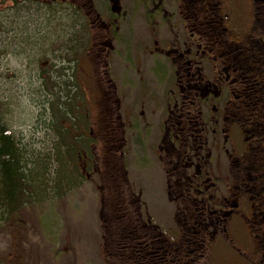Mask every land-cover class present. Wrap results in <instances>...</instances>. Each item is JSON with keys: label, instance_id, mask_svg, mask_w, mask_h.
I'll use <instances>...</instances> for the list:
<instances>
[{"label": "flooded vegetation", "instance_id": "af4514ba", "mask_svg": "<svg viewBox=\"0 0 264 264\" xmlns=\"http://www.w3.org/2000/svg\"><path fill=\"white\" fill-rule=\"evenodd\" d=\"M11 4L17 18L25 12L34 21L32 32L61 27L57 35L39 38L64 41L62 56L78 51L93 57L95 68L102 62L100 77L93 79L97 136L85 114L75 135L82 138L79 151L104 154L106 168L116 173L125 128L117 127L129 115V229L120 233L129 247H115L120 255L129 252V261L118 264H198L209 250L226 246L239 255L234 235L250 247L243 254L250 264H264V0ZM0 26L8 31L1 20ZM19 33L23 41L34 36L27 27ZM112 56L129 72V107L122 112L127 94L117 93L116 67L108 70ZM49 81L54 83L47 77L41 84ZM63 84L66 95L70 81ZM133 161L138 180L152 171L163 184L174 223L166 232L151 219L141 189H134ZM104 240L114 245L112 237Z\"/></svg>", "mask_w": 264, "mask_h": 264}, {"label": "rangeland", "instance_id": "374dc122", "mask_svg": "<svg viewBox=\"0 0 264 264\" xmlns=\"http://www.w3.org/2000/svg\"><path fill=\"white\" fill-rule=\"evenodd\" d=\"M11 2L6 0L3 5L5 14L0 13V20L8 30L2 33L0 29V117L22 145L29 159L27 166L35 167L31 169L33 177L38 171L44 183L48 184L49 188L45 190L49 194L44 195L37 190L32 201H28L29 198L26 202L17 201L15 212L0 208V259L6 258L0 264H16L13 258L23 259L20 264H118L129 261L128 255H120L116 245L111 242L103 244L107 242L103 241L107 236L123 239L119 236L125 230L123 225L129 226V115L126 111L120 118L122 126L117 127L125 128L119 143L122 148L117 151L122 150L123 154L114 155L116 173L111 165L106 168L104 154L83 153L76 149L78 154L73 160L67 153H62L65 146L61 148L59 145V135L62 142H67L69 137L80 134L83 125L80 123L85 120V114L92 124L93 135L97 136L98 127L94 121L99 118V108L95 109L93 79L95 73V77L99 76L102 62L98 59L99 66L95 68L94 58L79 56L78 51L62 56L64 41H47V37L57 35L56 30L61 27L43 26L32 32L30 28L34 21L25 12L17 18L14 10L10 9V6L13 8ZM23 27L29 29V34L33 33L31 41L20 38L19 30ZM44 34L47 37L39 38ZM110 61L108 70L114 72L113 66L116 67L117 93L127 94L119 107L122 112L129 107V72L118 64L114 65L115 56ZM64 67L68 71L62 76ZM48 74L55 77L54 83L49 81L48 86L42 85L41 79L49 77ZM66 79L70 81V88L65 95L67 86L64 87L63 81ZM78 139L82 142V138ZM132 164L131 176H135L136 162ZM45 166L47 168L43 170ZM69 177L75 185L67 190ZM62 178L64 182L58 196L53 194V186ZM135 182L134 189H141L142 200L151 219L166 232L167 227L174 223L169 213L171 205L164 197L163 184L152 171L139 180L136 178ZM26 192L29 195L32 191ZM99 209L102 210L101 217ZM117 210L126 216L121 224L118 223ZM103 224L107 225L106 231ZM234 238L241 248L237 250L239 255L230 247L222 248L223 251L215 247L200 262L197 261L198 264H235L234 261L250 264L248 257L243 256L244 252L249 253L250 247L236 235Z\"/></svg>", "mask_w": 264, "mask_h": 264}, {"label": "trees", "instance_id": "16d2710c", "mask_svg": "<svg viewBox=\"0 0 264 264\" xmlns=\"http://www.w3.org/2000/svg\"><path fill=\"white\" fill-rule=\"evenodd\" d=\"M48 76V78H55L50 74H48ZM63 109L65 110L66 116L65 106ZM71 121L73 120L71 119ZM62 143L65 144L64 152L62 153H67L68 157H72L74 160L76 154H78V152L76 151L77 145H81L82 142L79 141V139L76 137H69L67 142L63 141ZM27 162H29V159L25 151L23 150L22 145H20L19 141L16 139L15 134L12 133L8 129V127H6L1 122L0 117V208H6V211L8 212H15L18 209L17 201H19L20 199V202H26L27 198H29L28 201H32L37 194V190L39 192L42 191L44 195L49 194L45 190V188H49L48 184L44 183L42 176L38 175V171L36 175H34L35 178L33 177V174H31V169H34L35 167H28ZM46 168L47 166L43 167V170H45ZM22 180H25V182H22ZM63 182L64 178L54 184L53 194L61 193V185L63 184ZM67 183L69 190L72 189L75 185V182H72L70 177L67 178ZM27 190H30L32 192L27 195ZM25 192L26 195H24ZM21 194H23V196ZM123 221L125 222V219L120 218L118 223L121 224ZM103 227L105 229V224H103ZM123 227L125 229H129L128 225L124 224ZM123 231H121L120 233H122ZM109 237H112L111 241L114 243V245L122 246L126 244L129 247L128 238L119 240L118 237H114L112 235ZM127 255L129 256V252L127 253Z\"/></svg>", "mask_w": 264, "mask_h": 264}]
</instances>
